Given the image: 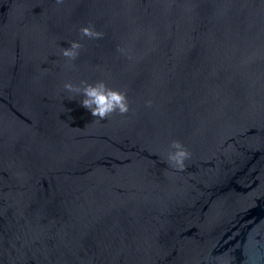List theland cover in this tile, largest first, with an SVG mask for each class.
<instances>
[{
    "label": "water",
    "instance_id": "obj_1",
    "mask_svg": "<svg viewBox=\"0 0 264 264\" xmlns=\"http://www.w3.org/2000/svg\"><path fill=\"white\" fill-rule=\"evenodd\" d=\"M0 264H264V0H0Z\"/></svg>",
    "mask_w": 264,
    "mask_h": 264
},
{
    "label": "clouds",
    "instance_id": "obj_2",
    "mask_svg": "<svg viewBox=\"0 0 264 264\" xmlns=\"http://www.w3.org/2000/svg\"><path fill=\"white\" fill-rule=\"evenodd\" d=\"M61 2V0H57ZM81 34L90 39H100L103 34L95 31L91 27H83ZM82 45L77 41L69 43V47H64L61 54L69 61H74L80 54ZM64 89L71 93L69 99L80 97L81 106L87 109L93 117L105 120L113 113L125 114L129 110L127 96L124 92L112 89L104 81L90 83L80 81L79 84L65 83ZM190 153L179 141H172L168 152L167 163L183 170L185 161L189 159Z\"/></svg>",
    "mask_w": 264,
    "mask_h": 264
}]
</instances>
